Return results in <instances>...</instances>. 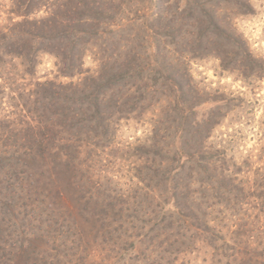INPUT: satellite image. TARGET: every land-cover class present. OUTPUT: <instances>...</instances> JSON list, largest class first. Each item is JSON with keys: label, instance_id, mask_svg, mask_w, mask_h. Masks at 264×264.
Returning a JSON list of instances; mask_svg holds the SVG:
<instances>
[{"label": "trees", "instance_id": "trees-1", "mask_svg": "<svg viewBox=\"0 0 264 264\" xmlns=\"http://www.w3.org/2000/svg\"><path fill=\"white\" fill-rule=\"evenodd\" d=\"M153 1H156V11L144 16L145 22L151 21L145 23V32L147 37L155 38L156 52L143 63V73L138 69L140 64L135 67L129 64V55H126L127 62L115 60L112 45L103 41L98 70L82 78L88 73L84 69L88 44L95 43L107 30V25H116L115 19L124 1L13 0L10 24L0 27V65L9 61L6 57H16L23 60L24 66L28 65L27 73L34 75L38 55L47 53L56 58L58 77L71 80H39L32 76L36 87L32 104L37 116L31 115L32 110L24 109L13 120L0 122L1 209L13 214L20 210V198L29 197L20 195L23 192H18L20 189L16 192L13 187L23 185L31 172L46 173V170H37L50 171V167L56 171L76 168L77 163L83 161L81 154L86 144L110 145L113 123L135 113L142 115L155 110L152 111L155 126L150 137L139 144L143 158L153 161L145 167L144 200L146 204L156 200L161 206L156 219L154 216L151 219L148 211L144 212L148 223H156L150 229L157 230V226L166 223L168 228L178 232L194 229L208 239L220 233L219 227L223 226L214 222L215 213L229 212L235 216L242 209L248 211L242 190L239 192L231 187L233 178L226 174L228 169L221 162L220 150L212 152L206 146L211 133L233 107V100L223 94L211 97L203 94L182 58L189 53L201 58L213 56L221 62L223 70L236 71L245 79H263L264 58L253 53L233 20L236 13H251L253 6L249 0ZM43 7L46 14L39 15ZM122 29L117 26L109 33ZM75 77L78 79L74 80ZM126 85L129 87L125 88ZM32 96L29 92V102ZM204 104L210 106L204 109ZM155 105L163 108H152ZM16 124H20V128ZM21 156L27 157L22 163ZM38 159L45 166L29 171V166L37 164ZM213 172L218 187L212 185ZM196 183L200 184L199 189L195 188ZM71 186L78 192L77 186ZM48 188L49 192L58 193L50 184ZM211 188L216 189L215 195ZM152 193L153 198L148 195ZM99 195L104 194L99 192ZM99 195L92 207L88 200L83 203L82 199L73 198L75 207L64 209L66 212L73 210V218L81 217L84 209L100 216L109 213L103 217L104 221L93 218L99 223L100 231L109 233L104 222L114 218L113 200H107L110 196L105 195L108 202L105 203L98 200ZM213 196L217 198L212 202ZM258 199L253 206L256 210L263 205ZM135 203L131 211L139 215L144 203ZM6 225L5 216L0 217V235ZM148 234L144 232V244L147 240L149 244Z\"/></svg>", "mask_w": 264, "mask_h": 264}, {"label": "rangeland", "instance_id": "rangeland-1", "mask_svg": "<svg viewBox=\"0 0 264 264\" xmlns=\"http://www.w3.org/2000/svg\"><path fill=\"white\" fill-rule=\"evenodd\" d=\"M123 1L115 19L116 25H107L104 34L93 45L88 44L84 56V69L88 73L82 78L98 70L103 41L112 45L115 60L127 62L129 58L132 67L140 64L138 69L142 73L143 63L154 56L156 40L147 37L145 28L151 21L145 22L144 15L156 11V1ZM249 1L253 11L236 13L233 20L253 53L264 58V0ZM12 5L13 0H0V27L9 26L13 17L9 12ZM38 14H46V9L43 7ZM117 26H122V31L109 33ZM185 56L183 62L203 94L207 93L209 97L223 94L233 100V107L211 133L206 146L212 152L220 150L221 162L228 169L226 174L233 178L231 187L239 192L242 190L249 205L248 211L242 209L235 216L229 212L215 213L214 222L223 226L219 227L220 233L208 239L202 238L194 229L178 232L168 228L166 223L151 230L152 224L156 223H148L144 212L148 211L152 214L151 219L153 216L156 219L161 206L156 200L152 204H146L147 200H144L145 167L153 161L143 158L139 144L150 137L155 126V110L142 115L135 113L113 123L109 146L86 144L81 154L83 161L77 163L76 168L61 171L41 168L37 171L47 172H31L23 185L13 187L16 192L19 189L18 192H23L20 195L29 198H20L22 206L14 214L1 209L0 204V217L5 216L7 221L5 231L0 235V264H264V78L245 79L236 71L223 70L221 62L213 56L201 58L191 53ZM6 58L9 61L0 65V122L13 120L24 109L32 110L31 115L37 116L32 104L36 98L32 76L39 80H71L58 77L56 58L50 54L38 55L34 75L27 73L28 65L24 66L22 59ZM172 58L177 57L172 55ZM29 92L33 93L30 102L27 98ZM209 106L204 104L202 108ZM156 107L163 108L158 105L152 108ZM16 125L20 128V124ZM25 159L26 156H21V163ZM42 165L38 159L37 164L29 166V171H36ZM212 177V185L218 187L215 172ZM49 184L58 193L49 192ZM71 184L77 186L78 192ZM199 187L200 184L196 183L195 188ZM211 193L216 194V189L211 188ZM98 195V200L105 203L113 200L114 218H107L104 222L109 233L100 231L99 223L93 220L104 221L106 218L103 217L109 213L100 216L84 209L81 217L73 218V210L66 212L64 209L75 207L73 198L82 199L83 203L88 200L92 207ZM105 195L110 198L106 200ZM148 195L153 198L154 193ZM257 197L263 203L258 210L253 208ZM216 198L213 196L212 202ZM139 201L144 203V210L138 215L131 211V207ZM43 208L46 211L40 212ZM144 220L147 221L144 223ZM49 221H52L50 225ZM242 223L243 227L240 226ZM144 232L149 233V244L148 240L144 244Z\"/></svg>", "mask_w": 264, "mask_h": 264}]
</instances>
